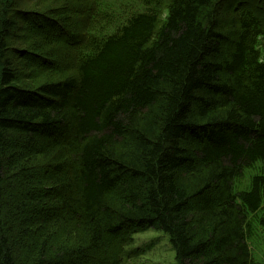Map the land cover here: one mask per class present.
<instances>
[{
    "label": "trees",
    "instance_id": "16d2710c",
    "mask_svg": "<svg viewBox=\"0 0 264 264\" xmlns=\"http://www.w3.org/2000/svg\"><path fill=\"white\" fill-rule=\"evenodd\" d=\"M15 6L0 0V264H123L149 228L175 264H264V0H65L58 38L31 41L54 64L36 84Z\"/></svg>",
    "mask_w": 264,
    "mask_h": 264
},
{
    "label": "rangeland",
    "instance_id": "374dc122",
    "mask_svg": "<svg viewBox=\"0 0 264 264\" xmlns=\"http://www.w3.org/2000/svg\"><path fill=\"white\" fill-rule=\"evenodd\" d=\"M65 0H13L17 13H20V19H16L17 24L14 31V37L11 40V46L13 49V59L17 63L21 72L30 74L31 71L37 70L33 77L26 78L24 83H40L42 81L43 71L54 67L53 60L50 56V52H40L31 45L34 34L50 35L51 37L58 38L54 29H58L59 25L48 21L46 17H57L55 13H63V3ZM63 8L61 11L58 10ZM255 8V7H254ZM69 10V8H66ZM61 13V14H62ZM37 18H43L44 22L40 24H32ZM39 22V20H37ZM79 24L77 20L74 22ZM57 27H55L54 25ZM46 25H49V29H44ZM42 27V28H41ZM73 33V32H71ZM55 43L54 45H56ZM37 45V44H36ZM38 47V46H35ZM51 49V48H50ZM40 55H43L41 57ZM40 56V57H39ZM39 69H35V66ZM57 69L59 66H56ZM133 243L125 247V255L123 264H175V253L169 243L168 237L161 231L154 229H146L143 231L135 232L133 234ZM255 253V252H254ZM256 254V253H255ZM257 255V254H256ZM259 256V255H258Z\"/></svg>",
    "mask_w": 264,
    "mask_h": 264
}]
</instances>
